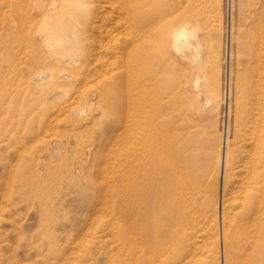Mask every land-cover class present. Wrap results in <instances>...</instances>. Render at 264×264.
Here are the masks:
<instances>
[{
  "label": "rangeland",
  "instance_id": "obj_1",
  "mask_svg": "<svg viewBox=\"0 0 264 264\" xmlns=\"http://www.w3.org/2000/svg\"><path fill=\"white\" fill-rule=\"evenodd\" d=\"M84 1L0 0V264H156L149 262L147 255L141 256V249L128 244L120 233L121 207L115 206V211L108 207L111 200L119 198L114 191L122 193L126 184L119 178L126 167L125 150H131L134 136L142 132L148 134L156 123L166 125L173 143L189 138V152L197 156L198 169L204 174L201 188H209L208 193L213 190L207 199L214 207L203 214L205 224L201 226V238L204 236L209 242L215 235V248L219 252L215 255L209 247L200 248L196 263L202 260L205 262L200 264H223L225 254L227 264H264V228L259 226L264 227V211L259 219L261 224L257 226L256 215L242 217L245 201L239 197L225 223L222 172L227 155L236 153L235 174L231 180H239L236 172L244 156L248 150L254 151L255 141L251 139L255 135L256 139L264 138V120L261 119H264V0H127L131 5L128 15H124L126 10L121 11L120 0ZM70 11L82 22L87 21L82 35L88 38L82 50L85 54L90 52L91 56L81 64L59 62V57L70 52H60L59 47L56 50L57 45L50 43L45 32L51 27L57 31V20L74 23ZM118 17L124 18L123 25H118ZM137 19L142 23L138 22L141 43L146 49L133 48L131 52L130 46L127 49L130 58L144 63L143 68L139 66L141 73L135 70L138 85L135 84L133 91L139 95L127 107L123 102L127 88L115 91L114 83L121 85L123 76L117 73L126 76L128 61L123 57L118 63L123 67L119 69L108 66L110 60H114L112 49L105 53L100 44H107L113 33L126 39L127 30L131 31L132 24L134 30ZM105 20L106 29L112 26L114 31L110 27L111 31L109 28L103 33ZM182 23L191 25L190 29L195 31L198 56L189 49L177 55L165 48L163 39L169 27L182 26ZM49 31L51 37L56 36L55 31ZM41 69L49 73L44 79L37 76ZM104 69L107 71L105 79L100 73L92 76ZM57 73L63 75L60 85L51 82ZM79 76L91 78L90 83L88 79L78 83ZM42 89L63 92L65 96L52 99L48 91ZM95 90L105 91V97H93ZM41 91L46 96H41ZM205 99L214 101L212 107ZM99 102L101 110L97 111L95 106ZM47 103L55 108L48 107ZM57 104L68 108L61 112ZM77 108H85V112L75 113ZM150 110L159 112L155 123L146 122ZM121 115L133 116L126 119L127 129L121 123ZM256 128H260L259 134ZM242 135L249 138L246 140ZM215 208L223 216H217ZM209 211L217 219V228L215 223L214 228H208ZM223 228L228 230L226 235ZM205 251H208L207 258Z\"/></svg>",
  "mask_w": 264,
  "mask_h": 264
},
{
  "label": "bare ground",
  "instance_id": "obj_2",
  "mask_svg": "<svg viewBox=\"0 0 264 264\" xmlns=\"http://www.w3.org/2000/svg\"><path fill=\"white\" fill-rule=\"evenodd\" d=\"M82 1L85 2L84 0H82ZM91 1L93 3V1H95V0H91ZM120 2H121V4H119V5H120V7L122 9L121 11L124 12V10H126L127 12L125 11L126 14H124V15H128L130 13V10H131V5L127 2V0H120ZM14 3H16L15 5H17V2H14ZM58 3H60V2H58ZM51 5L52 4H50V6ZM217 5H218V3H216V6ZM11 6H13V5H11ZM33 11H34V9H33ZM66 12H68V11H66ZM69 15L71 16L72 20H75L74 23H68V22L65 23L62 20H57L55 22V26H56V30L57 31H55L52 27L49 29V30H52V31L56 32V36L55 37H51L49 30H46L45 32H46L47 39L50 41V43H54L55 45H57L56 50L59 47L58 51H60V52H66V51H68L70 53L73 52V53H71L72 55H69L70 54L69 53V54H67L65 56L59 57V60H58L59 62H61V60H63V61H68L69 63H80L81 64V63H84L87 60H90L88 58V56L89 55L91 56L90 52H89V54H85L84 50H82L83 43H85L86 39L88 38V36L84 37L82 35L83 32H86V29H85L86 26L85 25H86L87 21H83L82 22L81 19L79 18V16L76 15L75 12H71L70 11ZM16 16H18V15H16ZM118 19H120V18L118 17ZM123 19L124 18H121L119 20L118 25L120 23H122L121 21ZM109 20H111V19H109ZM107 21H108V19H107ZM25 22H27V21H25ZM103 22H104L103 25H102L103 29H104L103 33H105V31L107 29H109L110 27L112 28V26H109L106 29V26H107V23H105L106 20L103 21ZM138 22L140 24H142L137 19L136 22H134V23H137L135 28H134V30H133V25L134 24H132V26L129 27V28H131V31L127 30L126 39H123V38L119 37V35H121V34L113 35V34H115V33H113L111 35L112 37H110V39H107L110 36V35H107L108 37L106 39L109 40L108 43L106 42L107 44H104V43L100 44V48L104 49L103 51H105V53L106 52H111L110 50L112 49V52H113L112 54L114 56L112 54L111 55H112V57H114V60L116 59V61L110 60L111 59V57H110L109 60H110L111 63H109L108 66H114L113 68L116 67V68L119 69V68L123 67L122 65L118 66V63L120 62V60L123 57H126L125 59H127V61H128L127 73L125 72L126 76L122 72H118L117 73L118 76H121V77L123 76L121 85H119L118 83H114V90L115 91L116 90L118 91V89L119 90L120 89L124 90L125 87L127 88V92L124 95V99H123V102H125L127 107H129L131 105V103H134L137 100V95H139L138 93L136 95L135 92L133 91L134 87H136L135 84H137L136 77H135L136 76L135 70L138 71V69H139V72L141 73L142 70L140 71V67L139 66H141L142 68L144 66L143 62H136V60L134 58H130L129 56H131V54L128 52L129 50H127V49H129V46H130V52H131V50L133 48L135 50L139 49L140 51H144L146 49V46H142V43H141L142 33H140V27H139ZM215 22H217V21H215ZM22 23H20V25H23ZM185 23L184 24L182 23L183 25L180 24L182 26H178V25H175L174 27L170 26L169 29L167 30L165 38L163 39V41H164L163 43H164V45L166 44V46H168V48L165 46L167 51L169 50L170 52H173V53H175L177 55H181V54H183V52L185 50L189 49V50H191L193 55L198 56L199 53H200V50L197 47L198 45L196 46V43H195V41H197V40H195L196 39L195 38L196 35L194 34L195 31L192 32V30L190 29V26H191L190 24H187V25H190V26H184V25H186ZM98 25H100V24H98ZM122 25H123V23H122ZM122 25H120V26H122ZM126 25H127V29H129L128 28V24H126ZM129 25H131V23ZM23 27H24V25H23ZM111 28H110V31H111ZM19 29H20V27H19ZM113 29L114 28H112V30ZM22 30H25V29H22ZM107 32H108V30H107ZM124 33H125V31H124ZM98 40H99V38H98ZM25 42L26 41H24V43ZM25 45H28V44H25ZM27 47H30V46H27ZM139 47H142V48H139ZM41 48H44V47H41ZM79 48H80V51L78 50ZM147 52H148V50H147ZM45 53H47V52H45ZM177 55H175V56H177ZM184 55H185V53H184ZM83 56H85V57H83ZM106 56H108V54ZM103 57L105 58V56H103ZM96 58H99V57H96ZM133 62H134L135 66H133ZM36 65H38V64H36ZM38 69H39V67H38ZM87 69H88V67H87ZM87 69H85V71ZM105 69L101 70L99 72H94L92 74V76H98L97 74L100 73V74H102L100 76H103V78L105 79L106 78V73H107V71ZM31 70H32V68H31ZM120 70H122V69H120ZM32 71H35V69H33ZM83 71H84V69H83ZM90 71H91V69H90ZM110 71L112 72V70H110ZM82 73L84 74V72H82ZM140 73L138 75H141ZM48 75H49L48 71H42V69H41V72H39L37 76H38L39 79H44ZM61 75L58 74V73L53 75L52 78H51V82L54 83V84L61 83V79H62L61 77L63 76V75L62 76ZM145 75L147 76V73ZM87 79L88 78L83 79L81 76H79L77 82L81 83V82H83V81H85ZM90 79H88L89 83H90ZM142 79H140V80L142 81ZM146 79H147V77L145 78V80ZM197 82H199V80L196 81V83ZM44 85H45V83L43 84V86ZM64 87H66V86H64ZM73 87H75V86H73ZM30 88H31V86H30ZM82 88H84V87H82ZM42 90L43 91H48L47 94H49L52 99H60V97L62 98V96L63 97L65 96V93H63V92L55 93L54 91L48 90V89H42ZM79 92H80V90H79ZM92 94H93V97L94 96L100 97V99H103L105 97V91H104V93H102L101 91L95 90V91H93ZM43 95H45V93L41 91V96H43ZM71 98H73V97H71ZM258 98L259 97H257V99ZM70 99H69V101H70ZM73 99L75 100V97ZM205 100H206L205 103H207L208 105H211V107H212V104H214V101L211 100V99H205ZM256 100L255 101L253 100V101L256 102ZM258 101H259V99H258ZM64 103H66V101ZM100 104L101 103L99 102V105L97 104L95 106V109L97 111L101 110ZM47 105H48V107H51L52 104H48L47 103ZM71 105L73 106V103ZM58 106H59V109H60L61 112H62V110L68 108V107H66L67 105L63 106L62 108H60V105H58ZM180 106H181V104H180ZM180 106H179V108H180ZM242 107H240V109ZM53 108H55V107L53 106ZM166 108H168V107H166ZM262 108H264V105H263ZM69 109H70V107H69ZM77 109L78 110H76L75 113L79 112L80 114H82V113L85 112V108L84 109L77 108ZM104 109H105V107L103 108V111H104ZM248 109H250V108H248ZM256 109H258V108H256ZM259 109H261V108H259ZM66 110H64V111H66ZM108 110H111V109L109 108ZM246 110L247 109H245V111ZM129 111H132V110H129ZM159 111H161V110H159ZM164 111L166 112V110H164ZM176 111H178V110H176ZM258 111L261 112V110H258ZM135 113H136V110H135ZM149 113L150 114L147 115L148 120H146V122L155 123L159 112L157 113L156 111L150 110ZM170 113H171V111H169V114ZM256 113L253 112V114H256ZM162 114H164V112H162ZM123 115L120 116L121 119H122L121 123H123L124 124V128H126L127 127V120L126 119H130L133 116L130 115L131 117L129 118V117H125ZM126 115L128 116V114H126ZM91 118H92V116H91ZM245 118H246V116H245ZM139 119L141 120V118H139ZM250 119H249V121H250ZM261 119L264 120L263 117ZM173 120H174V118H173ZM253 120H254V123H255L256 119H254V117H253ZM160 121H162V120H160ZM240 121H241V119H240ZM249 121L247 119V123H249ZM138 122L140 123L141 121H138ZM146 122L143 121L142 123L146 124ZM131 123H132V121H131ZM237 124H239V122ZM130 126H132V125H130ZM239 126H236V127L238 128ZM252 126L254 127V125H252ZM145 127H146V125H145ZM241 130H242V128H241ZM243 130H244V128H243ZM254 130H251V131H254ZM257 130H258L257 134H259L260 128L257 129ZM167 131H168V129L166 128L165 124L158 125L156 123V127L149 128V133L148 134H146V133L144 134L142 132V134L140 133V134H137V136H134L135 138L132 139L133 141L130 139L131 140L130 143H131L132 146H130L129 148H131V150L130 151L125 150L126 151L125 152L126 156L124 155L125 156L124 158L127 159L126 164H125L126 167H125L124 173L120 174V176H119V178L121 180H123V182L125 181L126 184L124 186V190L122 191V193H118V192L114 191L115 195L119 194L118 195L119 196V198H118L119 200L118 199H117L118 201L117 200L116 201L111 200L110 203L108 204V207L111 210L115 206L121 207V210H122L121 214H122V219H123L122 222H123V224H122V226L119 225L120 223L118 224L120 226V233L123 234V237L127 241L128 244H130V245L134 244L135 248L139 247L141 249V256L147 255L149 262L156 263V264H195L196 260H198L199 256H200L199 255L198 258H197V255L199 254L198 250L200 248H208L209 247L211 249V254L213 252V253H215V255L218 254V252H219V251L216 252L217 248H215L217 246V245H215V244H217V242H215L216 238H214L215 235H214V237H210V241L209 242L204 240V236H203V238H201L202 227L205 224V223L203 224V221H205L204 217H203V214L208 209H211L212 207H214V206H212L211 201L209 199H207V196L211 195L213 193V190L211 189L209 191V193H208L209 188H208V190H206V187H204V186L203 187L205 189L201 188L204 174H202L199 171V169H198L199 163H198L197 156L194 153L189 152V146H190V141L188 140L189 138L188 139H183L182 138V140H179V141L173 143L171 137L168 136L169 134H167ZM246 131L247 130H245L244 132H246ZM263 131H264V129H263ZM262 132L260 131L261 134H262ZM247 133L248 132H246V134ZM249 135H251V134H249ZM255 136L254 137L252 136L253 140L251 139V142L255 141V146L252 147V148H254V151L253 150L252 151H249V150L247 151V155H245L244 159L242 160V165H241L240 170H237V172H236V176L240 177V179L238 178L239 180H237V181L236 180H233V181L231 180L232 176H234V174H235L234 165L236 164V160H237V155L238 154H236V153L231 154V155L228 154L227 157H226V160L225 161L223 160L224 161V164H223L224 169H223L222 172L224 174L225 186L223 185L224 188L223 187L222 188L224 189V194H223V196H224L223 203L224 204H223V207H224V210H225V215H224L225 223L227 222V218L229 217L228 216L229 213H232L230 211L232 210V208H234L233 207L234 206V201H238L237 198L243 197L242 201L243 202L245 201L244 204H243V205H245V208H243V210H242L243 215L242 214H239V215H242V217L245 215L246 218H248V217H250L252 215L253 216L256 215V218H255L256 221H257V222L255 221L256 225L258 223L261 224L259 219H260L261 214L264 211V151L261 152L260 148L264 149V138H263V136H260L261 138H257L256 139ZM243 137L245 138V136H243ZM248 138H249V136H248ZM248 138H245V139L247 140ZM40 139H41V137H40ZM45 139H46V137H45ZM248 142H250V141H248ZM250 145H251V143H250ZM252 148H250V149H252ZM84 149H82V150H84ZM218 149L220 150L219 147H218ZM257 149L263 154L262 156H259V154H261V153L258 154ZM93 151H94V149H93ZM122 153H124V151ZM219 153H221V151H219ZM118 154H120V152ZM224 157H225V155H224ZM124 158L122 157V159H124ZM215 158H216V156H215ZM120 162H122V161H120ZM213 164H215V162ZM123 166H124V163H123ZM215 170H216V168H215ZM102 171H103V169L101 170V172ZM218 171H219V169H218ZM97 173L99 174L100 172L97 171ZM219 173H221V171ZM114 187H112V188L115 189ZM115 190H117V188ZM216 190H217V188H216ZM117 191H119V190H117ZM217 192H219V191H217ZM217 192H216V194H217ZM112 193H113V190H112ZM220 193H221V191H220ZM131 195H132V197H131ZM202 198H204V200H202ZM131 200H132L133 204H131L132 203ZM215 205H217V204H215ZM240 205H242V203ZM240 205H239V207H240ZM216 208H215L216 211L215 210L214 211H215V213H217V216H218L219 213L217 212L218 209H216ZM221 208L219 210H221ZM236 209H237V211L239 210L238 206H237ZM114 211H112V212H114ZM209 214H210V211H209ZM210 215L211 216H209L206 219V221H208V228L212 229V228H214L212 226L215 223V220H217V219L215 218L214 214H210ZM230 216H232V215H230ZM245 216H244V218H245ZM205 217H207V215H205ZM244 218H242V220ZM233 219H234V217H233ZM229 222H231L230 219H229ZM222 224H223V222H222ZM246 224H244V225H246ZM216 225H218V223H215V228H217ZM228 225H229V223H228ZM259 226H260V228H264V227H262V225H259ZM205 227H207V225ZM251 229H255V228H251ZM206 231H208V230H206ZM206 231H204V232L207 233ZM213 231H215V230H213ZM248 231L250 232L249 229H248ZM251 231H253V230H251ZM222 232L224 233V235H226V232L228 233V230L226 228H223ZM208 234H209V232H208ZM208 234L206 236H208ZM212 234H213V232H212ZM236 234H238V233H236ZM209 236H212V235L209 234ZM255 237H256V235H255ZM230 238L232 239L231 236H230ZM206 239H207V237H206ZM217 239H218V245H219V243H220L219 242V238L217 237ZM237 239H239V238H237ZM226 242H227V240H226ZM237 242H235V243L238 244ZM248 242H250V241H248ZM239 243L242 244V240ZM256 243H258V242H256ZM246 244H249V243H246ZM229 246L230 245L228 244V247ZM238 247H240V246H238ZM238 247H236V248H238ZM242 247H244V246H242ZM218 249H219V247H218ZM234 249H235V247H234ZM224 251H225V246H224ZM207 252H206V254L205 253L204 254L207 255ZM225 253H226V251H225ZM222 256H224V259H223L224 263L223 264H227L228 263L227 262L228 259L226 258L225 254L222 255ZM203 257H205V256H203ZM207 257H208V255L205 258H207ZM219 257L221 258L220 255L218 256V258ZM209 261H210V259H209ZM203 262H205V261H203ZM203 262L201 260L200 263H203ZM200 263H198V264H200Z\"/></svg>",
  "mask_w": 264,
  "mask_h": 264
}]
</instances>
